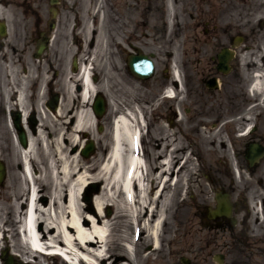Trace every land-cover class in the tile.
I'll list each match as a JSON object with an SVG mask.
<instances>
[{"label":"flooded vegetation","instance_id":"obj_1","mask_svg":"<svg viewBox=\"0 0 264 264\" xmlns=\"http://www.w3.org/2000/svg\"><path fill=\"white\" fill-rule=\"evenodd\" d=\"M239 1L0 0V264L30 259L22 248L17 221L28 208L31 178L41 205L46 206L47 160L42 147H53L60 137L68 153L93 173L108 157L111 123L122 110L140 118L147 134L143 145L155 136L148 161L154 191L170 200L189 199L191 192L199 197L192 212H187V200L181 203L183 211L170 216L163 235L166 252L154 264H174L175 238L190 263L217 255L221 264H264V222L252 227L258 224V217L252 216L257 205L264 214V179L256 178L261 164L250 168L247 162H236L233 173L230 169L223 174L222 159L208 164L198 157L194 180L211 173L208 202L189 176L185 156L191 148L198 151L200 142L194 138L202 140L201 129L214 130L220 124L224 94L230 95L232 86L242 94L245 83L257 74L253 64L242 68L238 56L247 39L246 49L260 48L264 35L254 34L250 12L247 8L240 12ZM241 17L245 24L239 23ZM240 31L250 32L241 45ZM222 48L233 56L227 74L219 71L216 61ZM143 56L152 61L153 72L149 79L137 80L129 62ZM85 69L102 96L103 115L98 121L95 91L83 98ZM203 113L214 116L206 122ZM258 142L264 147L262 140ZM210 145L215 150V143ZM239 154L236 150L237 158ZM216 155L215 150L212 156ZM238 168L247 171L255 184H237ZM223 177L228 184L221 181ZM213 190L228 191L229 216L208 217L215 208ZM88 196L91 205L93 193Z\"/></svg>","mask_w":264,"mask_h":264},{"label":"bare ground","instance_id":"obj_2","mask_svg":"<svg viewBox=\"0 0 264 264\" xmlns=\"http://www.w3.org/2000/svg\"><path fill=\"white\" fill-rule=\"evenodd\" d=\"M88 75V71L84 70L85 97L86 89L90 86ZM253 88L261 94L264 101V77L254 78ZM135 116L133 115V118ZM139 133L133 119L128 121L118 117L113 123V146L109 150L106 162L93 177H89L86 171L78 169L76 171L73 158L65 156L58 146L55 153L56 161L51 159L47 161V174L52 177L51 181H47L50 205L47 208L40 206L37 190L31 185L28 208L17 221L20 225L23 247L27 250L43 251L44 246H52L51 254L64 258L69 264H103L111 236L112 220L117 218L125 223L140 222L142 230L145 231L144 236L153 239L157 248L163 209L165 208V214L168 198L154 191L153 181L147 182L144 177L146 162L134 154ZM32 148L31 144L30 154ZM45 153L49 157L47 149ZM58 175L61 176L59 180L56 179ZM99 179L103 186L92 204L95 213H91L89 209H83L79 195L89 181ZM30 180L32 183V178ZM64 185L67 190L66 205H56ZM115 196L120 198L115 217H106L103 215V207ZM147 212L150 217H142ZM51 214L54 219H51ZM42 223L43 232L39 229ZM47 228L53 229V233L47 234ZM56 239H59L60 243L56 242ZM124 241L126 244L122 247L127 256L126 261H129L135 258V251L128 236ZM149 256L150 253L144 255L141 260H146Z\"/></svg>","mask_w":264,"mask_h":264},{"label":"rangeland","instance_id":"obj_3","mask_svg":"<svg viewBox=\"0 0 264 264\" xmlns=\"http://www.w3.org/2000/svg\"><path fill=\"white\" fill-rule=\"evenodd\" d=\"M263 0L259 1L262 2ZM250 2H254V0H242L240 1L237 5L240 7H242L243 3H250ZM262 5V3L260 4H256L253 7V14H252V20L254 21L253 25L255 26V24H257L256 20L258 18H260V21L264 22V7L260 8ZM247 9L250 8V6L246 7ZM248 18H251L250 15H247ZM254 29H256L257 32H261L264 33V24L258 28L257 26L254 27ZM264 52V51H262ZM242 56H240V61L244 62V63H250L252 61L251 58V54L245 53V54H241ZM252 55L255 57L256 55H259V57H255V60H260L262 59V57H264V53H257V52H253ZM258 62V61H257ZM246 86V84L244 85ZM251 96V95H250ZM249 94H247L245 87L243 89V94L241 95L240 93H238V91L233 90V86L231 87V92L230 95L225 96L224 94V99L220 101L219 104V108L220 110L218 111V115H219V119L221 120L220 124L218 125L217 128H215L213 131H208L207 129H201L200 131V138L203 140V142H201L202 140L199 139L198 136H195V141L197 143L200 142L199 148L196 149L198 150L197 152H193V149L191 148V154L189 155V164H190V171H189V176L191 175V179L194 180V176H195V172L197 171V162H198V157H202L203 159L206 158L207 155V159H209V155L208 152H215L216 150V156H212L211 158L214 160L216 158H219L221 160H226L229 164H233L234 163V153L235 150H237L239 148V152H244L246 150V145L252 141V140H262V142H264V104L262 105V107L260 109H256V111L253 109L251 110L248 106L249 103ZM122 102V100H120ZM219 102V101H217ZM135 105H133L134 107ZM208 108H211V106L208 104L207 105ZM218 106V104H217ZM255 112H257L258 114H260L259 116L256 115V119L254 116H252V114ZM246 112V113H245ZM203 117L207 118L206 122L209 120H212L214 114L211 113H203L202 114ZM256 120V121H255ZM247 122V123H243ZM244 125L242 126L241 125ZM256 126V131L251 135V138L247 136L245 137H241V133L245 132L248 127L250 126ZM259 127V128H258ZM220 129V130H219ZM242 131H239V130ZM205 131V132H204ZM238 132V133H237ZM241 132V133H240ZM147 137V134H144L143 139ZM168 137L170 138V140L172 139L171 134H168ZM150 138V137H149ZM146 139L144 141V145H143V150L145 153V158L146 159H151L152 158V150L150 148V145H154L155 142H152V139L155 140V136L152 137V139ZM250 138V139H249ZM211 142L215 143V150L212 149L211 147ZM169 146L171 145L170 143L168 144ZM204 146L206 147V149L203 150ZM244 147V148H243ZM172 149V148H170ZM176 150V148L172 149V151L174 152ZM206 150V151H205ZM241 150V151H240ZM161 151V155L163 154V152L165 151L164 148L160 149ZM205 151V152H204ZM192 152L194 153V156L192 154ZM200 152V155H199ZM158 153V151H157ZM186 157H188V155H185ZM243 159V156L242 158ZM208 164L210 163V161H207ZM261 166H262V174H264V159L260 162ZM222 173L225 172L226 168L225 165L222 164ZM261 172L258 173V175L256 176V178H259L261 176ZM59 177H57V179H59ZM211 178V173L208 172L206 179L210 180ZM245 180L243 183L245 184H255L254 181L248 180L247 177L245 176ZM223 182H227V178L223 177L222 180ZM202 184L200 186L205 185L206 188V195L207 198L206 200L209 202L211 200V198L209 197V192H208V185H206V180L202 179L197 181V183ZM62 183V182H61ZM65 185L64 188L61 190L62 192L65 191ZM63 194V193H62ZM111 202H109V204H111V207L108 208L111 210V215L112 218L115 217V213H116V208L117 205H120V198L115 196L110 198ZM197 200V195H193L191 200L189 201V207L192 206L195 201ZM103 201V200H102ZM173 203L174 205H172V201H170L168 203V221H170V216L177 211V203L178 200L175 198L173 199ZM106 204V203H105ZM63 206V205H62ZM107 208V207H106ZM107 209H104V213H106ZM103 213V215H104ZM143 216H145V213L143 214ZM107 217V216H106ZM263 220V219H262ZM261 220V221H262ZM261 226V224H259ZM164 227V225H163ZM136 228V226L131 225V222H123L122 220H117L114 219L112 220V226H111V236H110V241H109V245L108 248L105 250V263L106 264H110V263H114L117 261L116 264H122L123 262H121V260L126 256V253L124 252L123 249V245H124V238H126V236H128L131 240H133L135 242V247H136V257L139 260H136V257L130 259V264H143L147 259L151 260V261H155L157 258H160L161 256H159L160 252H163L164 248H161V251L156 252V251H150L148 250L150 254V256L146 259V260H141L140 256L142 254H144L145 256L149 255L148 253L145 252V247L147 245H149L151 243V239L150 237L144 236L142 227H139L140 229H134ZM255 229L259 228V227H254ZM264 228V227H261ZM256 233H259V230H254ZM133 233L135 234H139L142 233V235H139L138 237L134 235H132ZM165 229H161V233H160V237L162 239V236L164 235ZM147 235V234H146ZM181 245V244H180ZM176 247V246H175ZM177 250L179 249H175V254H177V256L181 255L182 253L177 252ZM145 252V253H144ZM166 252V250H164V253ZM127 257V256H126ZM150 258V259H149ZM38 260L40 262H34L32 264H50V262L45 261L42 258H38ZM115 260V261H114ZM117 260V261H116ZM178 259L177 257H175V264H179V262L177 263ZM156 262H153L152 264H154ZM54 264H65L63 261L61 260H57ZM192 264H214L213 261L209 262V261H202L200 258L196 261H192Z\"/></svg>","mask_w":264,"mask_h":264},{"label":"water","instance_id":"obj_4","mask_svg":"<svg viewBox=\"0 0 264 264\" xmlns=\"http://www.w3.org/2000/svg\"><path fill=\"white\" fill-rule=\"evenodd\" d=\"M257 155H258V150L257 149H251V151L247 154V158L252 161L257 157ZM222 209H223V207H221V210Z\"/></svg>","mask_w":264,"mask_h":264}]
</instances>
